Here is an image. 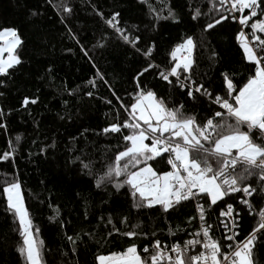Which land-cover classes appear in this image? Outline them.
Wrapping results in <instances>:
<instances>
[{
    "label": "trees",
    "instance_id": "obj_1",
    "mask_svg": "<svg viewBox=\"0 0 264 264\" xmlns=\"http://www.w3.org/2000/svg\"><path fill=\"white\" fill-rule=\"evenodd\" d=\"M148 3L161 16L167 15L168 7H171L180 21L161 19L153 30L154 21L148 5L139 0H0V27L17 28L24 40L20 53L23 63L0 86V93H3L0 95L3 112L0 124L5 126L0 128V154L14 150L8 161H0V264H24L16 251L21 242L18 221L6 211L2 193L5 182L13 179H18L22 185L33 231L39 229L38 239L44 242V259L48 264H65V261L67 264H77V261L79 264H96L97 254L126 247L129 240L125 237L114 234L105 239L111 227L105 226L110 215L114 223L122 213L128 215L129 225L139 224V230L149 233V239L152 238L150 233L156 232V238L166 245L183 241L197 227V218L188 221V217L195 216L194 202H182L168 213H164L159 205L151 209H134L133 198L126 187L119 192L111 184L98 189L93 178L84 175L78 165L67 164L73 156H82L85 162L91 159L94 170L99 171L105 157L114 158V154L123 149L125 142L120 135L102 131L110 123L122 122L127 116L119 108L109 86L128 102L135 83L133 76L149 62L158 68L144 74L143 84L168 101L169 106L183 103L186 112L196 113L199 117L209 114L210 105L205 98L197 94V100L191 101L179 87L159 78V72L171 66L168 53L186 36H192L196 44L191 75L198 84L203 83L210 90L220 92L221 72H234L236 83L250 74L243 50L235 39L241 27L237 22L229 20L203 31L204 25L218 16L209 11L212 7L209 0H148ZM213 3L220 7L219 0H213ZM62 5L70 7L71 13H64ZM94 8L105 17L113 11L120 12L121 25L141 37L138 45L142 50L147 44L154 43L150 60L119 40L96 15ZM196 9L207 15L193 20L191 14ZM133 24L138 26V32L130 28ZM245 29L251 32L250 28ZM102 34L108 37L106 42L101 41L105 46L94 47ZM48 68L53 70L50 75L46 74ZM170 79L175 81L174 77ZM91 80L96 81V87L89 84ZM88 91L93 93L91 97L85 94ZM25 96L37 99V103L22 108L20 102ZM106 100H112V104ZM122 133L127 134L128 130L123 129ZM17 136L21 137L19 142ZM53 141L56 147L41 155L40 148ZM154 167L167 170L166 157ZM238 196L225 199L236 206ZM253 203L256 210L264 201L257 198ZM218 205L209 210L207 220L221 238L217 217L224 205L221 202ZM57 208L59 215L54 212ZM242 215L241 231L246 233L255 225L257 217L255 211L248 215L246 209L242 210ZM102 216L104 223L100 221ZM117 227L126 230L124 225L117 224ZM170 228L175 231V236L169 233ZM177 228L180 230L176 231ZM77 232L82 234L84 243L79 245L78 256H72L65 234ZM85 232L92 233L94 239L84 236ZM136 242L142 246L149 241L140 237ZM61 252H69V255L62 256ZM254 259L255 264H264V244L256 249Z\"/></svg>",
    "mask_w": 264,
    "mask_h": 264
},
{
    "label": "snow or ice",
    "instance_id": "obj_2",
    "mask_svg": "<svg viewBox=\"0 0 264 264\" xmlns=\"http://www.w3.org/2000/svg\"><path fill=\"white\" fill-rule=\"evenodd\" d=\"M139 2L148 5L149 15L154 21L153 30L161 19L174 23L180 21V17L167 5V15L161 16L148 0ZM209 2L212 4L209 11L218 13V16L204 25L203 31L207 32L229 20L241 26L235 39L251 69L246 79L236 83L234 72H221L220 92L210 90L203 83L198 84L191 75L196 44L192 36H186L168 53L171 66L160 71L159 78L179 87L191 101L197 100V94L205 98L210 105L207 109L209 114L199 117L196 113L186 112L183 103L169 106L168 101L143 84L141 78L144 74L158 68L149 62L133 76L135 83L128 102H124L109 86L112 96L119 102V108L127 116L122 122L110 123L102 131L104 134L120 135L125 142L123 149L118 150L114 158L105 157L99 171L94 170L91 159L85 162L82 156H73L67 161V164L78 165L84 175L91 176L98 189L111 184L119 192L126 187L133 198L134 209H151L159 205L164 213H168L182 202H195V216L188 217V221L198 217L199 227L191 234L192 239H186L182 244L166 245L156 238V232H151L152 238L149 239V233L140 231L139 224L129 225L128 215L122 213L115 223L110 215L105 226L111 227L105 239L115 234L127 238L129 243L119 251L97 254L96 264H255V251L264 244V207H260L257 223L250 231H241L242 210L246 209L248 215H252L255 211L253 202L257 198L264 201V0H219V8L213 0ZM62 10L66 14L72 11L65 5H62ZM94 11L119 40L150 60L155 44H147L142 50L138 45L141 37L121 25L120 12L113 11L105 17L103 12L95 8ZM201 15L207 14L196 9L191 18L197 20ZM130 28L139 31L135 24ZM245 28H250L251 32H245ZM107 39L102 34L94 47H104L101 41L106 42ZM23 45L24 40L17 28L0 27V78H3L0 79V86L23 63L20 54ZM81 51L88 55L83 46ZM52 71L48 68L46 74L50 75ZM96 75L104 79L99 72ZM170 77H174L175 81ZM89 84L96 87L95 80L89 81ZM85 94L89 97L93 95L91 91ZM20 103L26 109L30 104H36L37 99L25 96ZM106 103L112 104V100H106ZM212 105L217 108L213 109ZM0 116H3L2 110ZM3 127L0 124V128ZM123 129H127L128 133L123 134ZM20 139V136L16 137L17 142ZM55 147L53 141L51 145L41 147L40 154L44 155L49 148ZM13 155L14 150L5 151L0 154V161H8ZM165 157L167 170L154 167ZM2 193L6 211L18 221L21 242L16 251L24 264H48L44 259V242L38 239L39 229L33 231L19 180L6 181ZM237 194L236 206L225 199L236 198ZM218 202L224 205L217 217L224 229L219 240L215 238L213 225L206 219L212 206L219 207ZM54 212L59 215L58 208ZM84 218L87 219V213ZM100 221L104 223L105 218L102 216ZM117 224L124 225L126 230L122 231ZM60 225L63 227V222ZM169 233L175 236L171 228ZM83 235L94 239L92 233L85 232ZM140 237L148 239V244L138 246L136 240ZM65 239L70 245V254L78 256L79 245L84 243L82 234H65ZM61 255L66 257L69 252H61Z\"/></svg>",
    "mask_w": 264,
    "mask_h": 264
},
{
    "label": "built area",
    "instance_id": "obj_3",
    "mask_svg": "<svg viewBox=\"0 0 264 264\" xmlns=\"http://www.w3.org/2000/svg\"><path fill=\"white\" fill-rule=\"evenodd\" d=\"M244 30H245V32H247L246 29H244ZM249 199H251V198H249ZM201 202H203V201H201ZM194 205H195V202H194ZM262 207H264V204H263ZM259 210H260V209H256V210H255V214H256V217H257V218H256V223H257V220H258V213H259ZM197 219H198V217H197ZM206 219H207V217H206ZM220 219H224V220H226L227 218L221 217ZM207 222H208V220H207ZM256 223H255V224H256ZM198 227H199V220H198V225H197V227L195 228L194 231H196V230L198 229ZM220 228H221V230H222L221 233H223V232H224V229H223L221 226H220ZM194 231H193V232H194ZM191 234H192V233H191ZM191 234H190L186 239H192L193 237H192ZM215 238L218 239V240L220 239L219 236H217L216 234H215ZM186 239H184V240H186ZM184 240H183V241H184ZM183 241H181V242H176V243H181V244H182ZM225 243H227V241H225Z\"/></svg>",
    "mask_w": 264,
    "mask_h": 264
},
{
    "label": "rangeland",
    "instance_id": "obj_4",
    "mask_svg": "<svg viewBox=\"0 0 264 264\" xmlns=\"http://www.w3.org/2000/svg\"><path fill=\"white\" fill-rule=\"evenodd\" d=\"M183 53H181V55H182ZM23 194V193H22ZM25 207H26V205H25Z\"/></svg>",
    "mask_w": 264,
    "mask_h": 264
}]
</instances>
